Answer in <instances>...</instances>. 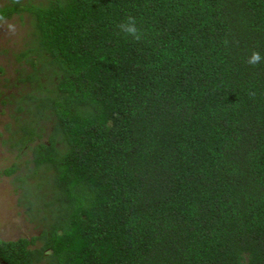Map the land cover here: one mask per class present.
Instances as JSON below:
<instances>
[{"label":"trees","instance_id":"obj_1","mask_svg":"<svg viewBox=\"0 0 264 264\" xmlns=\"http://www.w3.org/2000/svg\"><path fill=\"white\" fill-rule=\"evenodd\" d=\"M7 1L37 234L0 264H264V0Z\"/></svg>","mask_w":264,"mask_h":264},{"label":"rangeland","instance_id":"obj_2","mask_svg":"<svg viewBox=\"0 0 264 264\" xmlns=\"http://www.w3.org/2000/svg\"><path fill=\"white\" fill-rule=\"evenodd\" d=\"M26 1L21 0L22 3ZM7 2V0H0V6ZM27 22V18L20 19L18 15L0 20V67L2 68L0 72V171L14 161L20 163L22 161L23 163L24 159L23 157L16 159L15 152L10 151L8 145L2 140L8 135L5 125L10 123L13 126V119L10 116V114L15 113L16 107L13 97L28 86L18 81V78H21L20 74H23L21 67L26 70L29 67L16 60V54L24 48L26 43ZM2 101L5 102L2 103ZM22 163L21 166L23 167ZM19 192L14 176H6L0 173L1 239L14 240L21 236L29 238L37 234L35 223L29 220L24 207L18 202Z\"/></svg>","mask_w":264,"mask_h":264},{"label":"clouds","instance_id":"obj_3","mask_svg":"<svg viewBox=\"0 0 264 264\" xmlns=\"http://www.w3.org/2000/svg\"><path fill=\"white\" fill-rule=\"evenodd\" d=\"M125 31L127 32H134L135 28L132 25H128L125 28ZM261 55L259 52L253 50L251 51V54L247 57V63L249 64H256L257 62H259L261 60Z\"/></svg>","mask_w":264,"mask_h":264}]
</instances>
